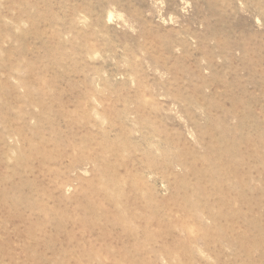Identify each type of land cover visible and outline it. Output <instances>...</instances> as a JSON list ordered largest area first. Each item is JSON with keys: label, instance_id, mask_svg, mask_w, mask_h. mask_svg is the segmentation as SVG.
<instances>
[{"label": "rangeland", "instance_id": "obj_1", "mask_svg": "<svg viewBox=\"0 0 264 264\" xmlns=\"http://www.w3.org/2000/svg\"><path fill=\"white\" fill-rule=\"evenodd\" d=\"M0 264H264V0H0Z\"/></svg>", "mask_w": 264, "mask_h": 264}]
</instances>
